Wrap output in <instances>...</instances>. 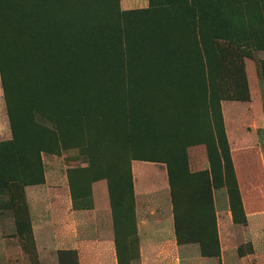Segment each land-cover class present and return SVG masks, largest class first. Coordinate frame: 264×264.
<instances>
[{"label":"rangeland","instance_id":"obj_1","mask_svg":"<svg viewBox=\"0 0 264 264\" xmlns=\"http://www.w3.org/2000/svg\"><path fill=\"white\" fill-rule=\"evenodd\" d=\"M105 1L77 0L75 21L59 5L56 24L78 25ZM206 1L190 12L116 0L129 23L176 24L172 48L157 42L132 67L119 51L97 67L77 51L73 81L63 33L42 54L3 32L0 264H264V0ZM31 5L0 2L3 23H25ZM14 136L45 150H20ZM139 229L167 235L143 260Z\"/></svg>","mask_w":264,"mask_h":264},{"label":"trees","instance_id":"obj_2","mask_svg":"<svg viewBox=\"0 0 264 264\" xmlns=\"http://www.w3.org/2000/svg\"><path fill=\"white\" fill-rule=\"evenodd\" d=\"M47 1L49 0H33V5L27 7L28 8V17H26V21H19V18H15L14 22L10 24H4L2 19V13L5 15V12H0V74L2 77V85L5 84L7 81L8 74L5 72V77L3 76L2 69H1V61L4 57V50L2 48L3 42V32L7 31L8 27L14 28L17 33L23 35L30 40L32 43H36L40 45L42 54H45L50 45V35L51 32L54 30H58L56 33L59 38H63L64 42L62 46H64L67 50V56L64 59V65L68 68H71L73 77L70 79L73 81L76 79L80 73H82V69H80V62L79 56L77 58V51H84L88 54V57L91 58L92 66H99V64L103 61H106L108 54L111 56V53L119 51L121 56H123V64L125 65V61L127 64H130L131 67L133 64L137 65L141 61L146 62L150 60V58H154L156 54V47L157 42L162 44L166 51H169L172 48L174 41V31L176 28V24L173 23H158V24H140L134 25L135 21L132 23L128 22V17L126 12H120L118 10V6H116V0H106L104 3L107 5L108 9H100L96 14L93 12L89 13L78 25L74 23L71 28L64 29V25L58 23V20L62 19L54 15L57 6H62L65 8L64 12H59L64 16H68L69 21L77 20L75 15L76 9L75 2L77 0H53L54 5L49 8L47 7ZM1 3L7 4V9L11 2L14 0H0ZM191 2H195V6L191 4ZM206 0H149V7H160V6H179L186 4L188 10H196L198 6V11L203 10V5L206 3ZM174 3V5H173ZM209 3V1L207 2ZM212 3V2H210ZM17 4H20L19 1ZM202 4V5H201ZM72 5V7H71ZM206 5V4H205ZM61 7V8H62ZM181 7V6H179ZM202 7V9H201ZM60 8V9H61ZM149 9V8H148ZM190 11V12H192ZM141 13H146V11H140ZM206 13L204 11V14ZM178 19V17H177ZM168 21V20H167ZM114 24V29L112 25ZM132 24V25H131ZM166 24V25H165ZM58 26V27H57ZM222 26V25H221ZM8 32V31H7ZM214 32L216 34H220L221 28L219 22H216ZM66 36V37H65ZM67 36L71 37L70 42H66ZM116 36L120 37L123 36L124 38L120 39ZM128 45V53L126 54L128 58L126 59L124 56V52L127 50L124 48V43ZM159 44V45H160ZM119 45V49L116 46ZM168 53V52H167ZM69 54V55H68ZM165 58V57H164ZM67 77L69 79L70 72L68 70ZM81 77V76H79ZM5 80V82H4ZM5 91V89H3ZM14 142L18 143L21 142L18 149H30L37 152H41L45 150V145L41 140L36 138H29V139H19L15 136L12 139L11 144ZM23 144H26L24 146ZM141 160H154L152 158H145ZM167 164V173H168V180L170 188H173V176L175 175L168 160H165ZM13 165L8 166V171H11ZM4 170L7 171V167H4ZM8 176V175H7ZM8 179V177H7ZM9 183L18 181V177H9ZM203 192L209 193L210 185L208 181L206 185L202 187ZM198 207V206H195ZM199 212V210H198ZM194 215L197 216V211H194ZM174 220L176 221V231H177V216L174 214Z\"/></svg>","mask_w":264,"mask_h":264},{"label":"crops","instance_id":"obj_3","mask_svg":"<svg viewBox=\"0 0 264 264\" xmlns=\"http://www.w3.org/2000/svg\"><path fill=\"white\" fill-rule=\"evenodd\" d=\"M106 237H112V234L108 231L105 233ZM140 234V255L141 260L144 259V256L146 257L148 254V249L146 250V247H149V250L155 249V247H158L162 242V239H166L167 235L164 237L161 233L152 232L149 233V231L143 232V230L139 229ZM167 242V241H166ZM103 247L106 249V252H108V258L110 259V262L113 260L114 252H113V241H106L105 245Z\"/></svg>","mask_w":264,"mask_h":264}]
</instances>
